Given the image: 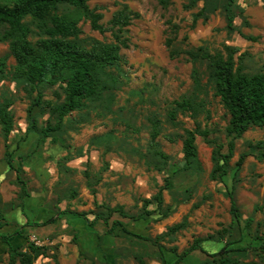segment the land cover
I'll use <instances>...</instances> for the list:
<instances>
[{"label":"rangeland","instance_id":"obj_1","mask_svg":"<svg viewBox=\"0 0 264 264\" xmlns=\"http://www.w3.org/2000/svg\"><path fill=\"white\" fill-rule=\"evenodd\" d=\"M88 3L92 8L100 7L105 24L124 7L139 13L123 32L130 44L121 50L125 60L106 68L104 77L109 78V89L87 100L82 109L64 118L58 131L44 137L43 129L56 122L50 109L34 105L37 92H30L11 73L0 79V101L12 102L14 117L8 140L0 125V211L5 214L19 205V220L13 224L22 229L25 246L35 243L53 256H40L34 264H57L56 260L59 264H141L140 258L146 264H162L161 251L168 257L174 251L182 253L196 238L202 239V246L212 253L239 237L238 228L232 230L233 236L230 232L236 223L230 193L236 200L242 226L248 219L253 220L242 244L253 243L252 237L264 232V125H253L235 138V153L227 165L229 173L223 178L212 176L215 145L203 136L197 137V156L187 164L183 149L187 129L209 130V138L224 145L223 153L228 152L232 138L227 133L230 114L215 93L210 62L201 57L193 59L187 51L202 48L227 57V47H237L236 66L241 65L248 74L264 72V15L256 22L249 20L235 0L230 10L236 15L235 28L230 30L221 7L224 0H171L166 8L158 0ZM203 8L193 28L194 16ZM69 10L60 7V11ZM171 22L178 25V33L172 31ZM80 25L83 33L78 42L82 45L114 40L112 32L92 29L86 18ZM169 37L174 38L172 48L179 52L175 57L170 56L166 44ZM8 52V43L0 41V57ZM14 64V58L8 56V70ZM43 92L45 99L62 101L55 94L63 96L57 85L46 86ZM183 98L190 99V110L175 105ZM31 107L34 125L28 112ZM173 109L175 120L169 117ZM155 119L160 121V134L154 140ZM243 153L247 156L238 166ZM10 156L14 169L6 162ZM19 156L25 157L22 164ZM18 173L37 205L33 212L53 214L35 220L29 210L21 209L25 198L30 199L22 194ZM167 182L162 206L156 201L145 206V200H153ZM149 210L155 213L146 216ZM138 215L144 218H132ZM51 217L53 222L33 224ZM103 218L109 219L110 226L120 220L131 233L149 239L137 237L121 226L109 233L110 226ZM83 222L91 223L94 249L81 250L89 243L81 239L79 228ZM1 256L8 264L7 254ZM194 256L192 264H199L195 259H211L200 250ZM230 256L259 261L254 250L231 252Z\"/></svg>","mask_w":264,"mask_h":264},{"label":"trees","instance_id":"obj_2","mask_svg":"<svg viewBox=\"0 0 264 264\" xmlns=\"http://www.w3.org/2000/svg\"><path fill=\"white\" fill-rule=\"evenodd\" d=\"M198 0H192V3ZM163 7H168L171 0H158ZM235 0H229L225 7L227 14V28L234 30L235 14H231ZM67 6L69 11H60V7ZM100 7L92 8L88 0H0V41L8 43V55L0 57V79L6 73H11L13 78L23 81L30 92H37L34 105L41 108H49L53 116L56 117L54 125L48 123L43 129L44 137H48L50 132H56L60 129L62 121L70 113L82 109L86 101L95 98L110 87L106 78V68L117 65L125 60L121 50L129 47V38L123 35L127 26L132 20L139 16V13L124 7L116 11L108 24L102 22L103 13L99 11ZM204 8L199 11L193 19L192 27L194 28L201 16ZM83 18L90 21L91 28L101 33L112 32L114 40L105 42L96 40L90 47L82 45L78 42V38L83 33L80 22ZM172 23V22H171ZM178 25L173 24L171 29L178 33ZM36 35L33 40L32 36ZM255 40V37H249ZM174 38L169 37L166 41L170 48V56L175 57L179 52L172 48ZM188 50L187 53L191 58L201 57L210 62L213 68V78L215 81V93L218 95L230 114L227 133L232 138L228 142V152L223 153V144L209 138V130H201L200 127L195 129H187L183 141L184 157L187 164L197 156L196 139L203 136L208 143L215 145L216 165L212 171L213 177L223 178L229 173L227 165L235 153V138L243 135L251 126L264 125V72L248 74L243 71L241 65L236 66L234 55L240 49L235 47L230 49L227 47V57L221 54L212 55L204 52L202 48ZM8 56L13 57L15 64L12 70H8ZM57 85L63 92V96L59 92L55 94L62 97V101L55 103L50 99H45L43 88L46 86ZM10 100L0 101V125L5 140H8L14 129V117L11 114ZM175 105L183 111L190 110L192 103L190 99L176 100ZM31 124L32 107L28 110ZM171 120H175L176 111L173 109L169 113ZM158 119L153 123L152 138L155 140L159 134ZM246 153H243L238 161L240 166ZM264 156V153H263ZM20 164L25 157L19 156ZM11 169H14V159L12 156L6 159ZM21 167V166H20ZM19 170V168L17 169ZM17 179L22 183L23 196L27 197L25 190L26 182L22 181L19 173ZM168 188L164 185L159 188L158 192L153 196V200H145V206L152 201H156L159 207L164 203L163 191ZM231 213L233 214L235 225L232 230L238 228L239 237L233 238L226 243L219 252L210 253V260L201 261L200 264H264V232L253 238V243L248 242L243 245L245 240V230L251 226L253 220L248 219L245 225L241 224V217L237 208L234 195L230 193ZM65 212V211H64ZM155 210L146 211L145 215L150 216ZM111 215V213H110ZM82 216V215H81ZM85 218V217H84ZM135 220L144 218V215L132 217ZM54 217L49 218L43 223L34 222L33 224H47L53 222ZM106 226H110L109 219L103 218ZM7 219L0 211V228L5 226ZM27 224H32L31 222ZM121 226L125 231L131 233L123 225L122 221L115 220L107 231L112 232L114 228ZM177 225L176 227H179ZM17 234H22V229L18 228L12 234L0 233V239L9 244L8 264H34L40 257H53L49 255L46 248L28 242L23 248L22 245L14 247L10 240ZM137 237L149 239L145 235L131 233ZM255 241L258 243L255 244ZM202 239L196 238L193 243L182 253H174L177 259L171 261L161 251L162 264H179L186 257L196 250L204 253L207 251L202 247ZM239 243H243L240 245ZM236 244V245H235ZM249 250L256 251L258 260L245 261L239 257H231V252H247ZM3 259L0 257V262ZM141 264H146L142 258L139 259ZM56 263L58 261L56 260ZM96 263V262H95ZM92 263V264H95Z\"/></svg>","mask_w":264,"mask_h":264},{"label":"crops","instance_id":"obj_3","mask_svg":"<svg viewBox=\"0 0 264 264\" xmlns=\"http://www.w3.org/2000/svg\"><path fill=\"white\" fill-rule=\"evenodd\" d=\"M213 1H217V0H213ZM237 2H239L238 6L239 8H241V10L243 11V14L246 15V16H249V20L251 21H255L256 20H260L258 17H260L261 15L263 16L264 15V1L263 0H237ZM224 3L225 4H221V7L223 9H225L226 5H227V1L224 0ZM245 21V20H244ZM227 25V24H226ZM28 199H30V201L24 200L22 206H21V209L24 211L25 210H29L32 214H33V219L35 218V220H40L39 216L40 215H45L47 216V214H53V211H51L50 213L49 212H44V211H40L37 213L33 212V209L35 206H37L35 204V201L34 199H32L29 195L27 196ZM40 213V214H39ZM35 214V215H34ZM4 216L6 217L7 219V223L5 226H3L2 228H0V233L2 234H12L14 233L18 228H19V224H13L15 221H18L19 220V205L13 209V210H10L9 212H6L4 214ZM44 216V217H45ZM27 218H29L28 215H26ZM31 219V218H30ZM34 222H39V221H34ZM33 222V223H34ZM41 223V222H40ZM82 224V223H81ZM14 225V226H13ZM81 231H80V234H81V239L84 237L85 240H88L87 242H89L87 245H86V248L81 246V250H87V247L91 248V249H94V247L96 246L94 243V237L95 236L92 232H90V229H91V223H88L86 222V224L83 222V226L81 225V228H79ZM85 233H89L92 235L91 238L88 239V236L85 235ZM23 240V241H22ZM224 240V239H223ZM223 240H221L219 242V244L223 243ZM82 241V240H81ZM11 244L14 246V247H19V245H24L25 246V241L22 237L21 234H17L15 235L11 240H10ZM203 242V241H202ZM203 244V243H201ZM242 243H240L241 245ZM225 245V244H224ZM223 245V246H224ZM223 246H221V249L223 248ZM8 247H9V244L2 241L0 239V257H2L1 255L4 254L6 255L7 254V250H8ZM203 247V246H202ZM204 248V247H203ZM205 249V248H204ZM221 249L217 250V251H214L212 253H216V252H219ZM206 250V249H205ZM198 251V250H196ZM194 251V252H196ZM201 251V250H200ZM207 251V250H206ZM90 252H93V251H90ZM194 252L191 253V255H189L188 257H186L181 263L179 264H192V260H194V258H196L194 256ZM207 254L208 257L210 253H205ZM8 256V254H7ZM3 258V257H2ZM168 259H171V261H174L175 259H177V255L174 253V252H171L170 253V256L168 257ZM197 261H199V264L201 261V259H195ZM43 262H46L45 260H43ZM0 264H4L3 262H0ZM198 264V263H196Z\"/></svg>","mask_w":264,"mask_h":264}]
</instances>
